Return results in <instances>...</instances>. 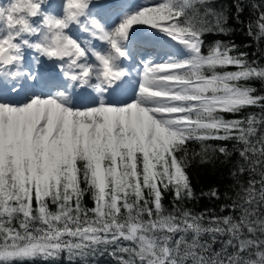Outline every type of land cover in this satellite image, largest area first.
Returning <instances> with one entry per match:
<instances>
[{
    "label": "snow or ice",
    "instance_id": "1",
    "mask_svg": "<svg viewBox=\"0 0 264 264\" xmlns=\"http://www.w3.org/2000/svg\"><path fill=\"white\" fill-rule=\"evenodd\" d=\"M102 260L264 264V0L0 2V264Z\"/></svg>",
    "mask_w": 264,
    "mask_h": 264
},
{
    "label": "trees",
    "instance_id": "2",
    "mask_svg": "<svg viewBox=\"0 0 264 264\" xmlns=\"http://www.w3.org/2000/svg\"><path fill=\"white\" fill-rule=\"evenodd\" d=\"M102 1L103 0H99V2ZM220 39L227 40L228 37H220ZM232 39L238 46L242 47V42L246 41L247 37L242 30L236 29L235 34L232 36ZM193 147L195 148L197 146L193 145ZM190 172L192 183L197 191L198 196L199 193L206 192L213 186L220 188L221 191H223L227 187V170H220L219 166L213 168L194 165ZM189 207L193 208V210L195 211H204L206 209H214L218 211L219 202L209 198H199L197 201L192 202ZM102 264H104L103 260Z\"/></svg>",
    "mask_w": 264,
    "mask_h": 264
},
{
    "label": "rangeland",
    "instance_id": "3",
    "mask_svg": "<svg viewBox=\"0 0 264 264\" xmlns=\"http://www.w3.org/2000/svg\"><path fill=\"white\" fill-rule=\"evenodd\" d=\"M0 2H6V0H0ZM61 0H51L52 8L56 9L59 7ZM104 2V1H103ZM143 3H148L150 0H142Z\"/></svg>",
    "mask_w": 264,
    "mask_h": 264
},
{
    "label": "bare ground",
    "instance_id": "4",
    "mask_svg": "<svg viewBox=\"0 0 264 264\" xmlns=\"http://www.w3.org/2000/svg\"><path fill=\"white\" fill-rule=\"evenodd\" d=\"M129 95H130V92H129Z\"/></svg>",
    "mask_w": 264,
    "mask_h": 264
}]
</instances>
